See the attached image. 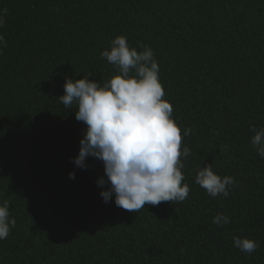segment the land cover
Listing matches in <instances>:
<instances>
[{"label": "trees", "instance_id": "1", "mask_svg": "<svg viewBox=\"0 0 264 264\" xmlns=\"http://www.w3.org/2000/svg\"><path fill=\"white\" fill-rule=\"evenodd\" d=\"M0 9V206L8 201L16 221L0 264H264V157L250 128H264V0H0ZM117 35L153 50L172 119L182 135L192 129L183 202L128 212L114 193L100 195L110 188L101 160L73 162L87 126L58 97L68 78L91 73L103 86L118 74L100 55ZM209 164L234 178L227 197L195 182ZM217 214L229 223L214 224ZM233 237L258 246L241 252Z\"/></svg>", "mask_w": 264, "mask_h": 264}, {"label": "clouds", "instance_id": "2", "mask_svg": "<svg viewBox=\"0 0 264 264\" xmlns=\"http://www.w3.org/2000/svg\"><path fill=\"white\" fill-rule=\"evenodd\" d=\"M7 9H0V27L4 25ZM6 45L0 35V47ZM142 51L128 46L124 35L111 41V49L100 53L101 57L118 69L101 86L99 82L82 78L66 79L64 95L58 97L65 108H77L75 118L87 128L80 140V149L74 163L86 167L88 156L103 162L104 173L110 184L100 195L108 202L115 194V204L128 212L138 213L145 205L157 206L161 202H183L190 193L181 158L191 155V150L182 147L183 137L192 132L180 127L172 119L173 106L165 96L159 80V65L153 50L139 44ZM251 145L264 157V128L256 130ZM223 145L221 151H227ZM74 179L75 174L69 173ZM195 182L212 197H227L236 182L232 176L221 177L211 164L201 167ZM98 185H104L101 177ZM9 202L0 206V240L6 239L14 218L9 219ZM212 222L217 226L229 223V217L217 214ZM233 246L241 252L251 254L257 243L249 238L233 237Z\"/></svg>", "mask_w": 264, "mask_h": 264}]
</instances>
